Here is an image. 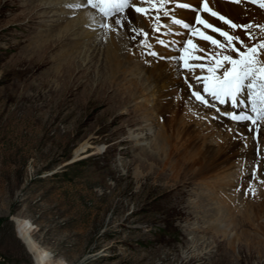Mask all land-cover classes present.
Returning a JSON list of instances; mask_svg holds the SVG:
<instances>
[{"label": "rangeland", "instance_id": "rangeland-1", "mask_svg": "<svg viewBox=\"0 0 264 264\" xmlns=\"http://www.w3.org/2000/svg\"><path fill=\"white\" fill-rule=\"evenodd\" d=\"M5 1H0V264H62L71 258L74 264H187L184 260L197 252L188 251L184 243L195 235L212 242L216 256L208 264H264V191L257 186L247 188L248 177L244 187H234L236 196L234 192L232 198L239 197L237 202L248 204L249 215L237 211L222 189L205 186L209 175L201 179L198 176L193 183L189 180L188 186L197 196L188 197L186 202L203 201L198 197L199 183L208 197L212 199L214 195L220 202L225 212L216 223L219 229L212 226L215 216L200 222L193 218L185 221L177 204L171 208L174 196L186 191V185L171 193L169 189L156 188L158 183L152 170L161 173L164 169L157 162L173 157L169 152L174 142L169 141L177 133L169 127L170 112L160 116L159 109L173 105L180 93L170 94L167 88L157 92V96L163 93L160 106L152 103L155 95L142 93L105 113L107 93L100 98L95 90L98 81L109 79L104 38L99 53L86 66L89 69L62 77V63L77 56L81 49L71 48L78 40H65L47 51L38 39L54 33L75 13L52 24L48 20L55 16L50 8H46L49 13H42L43 4L37 9L33 7L42 0H9L7 4ZM223 3L229 4H214H220L219 15L239 25L227 16ZM244 11H248L243 8L245 20L258 22L253 11H249L250 15ZM210 14L206 12L205 16ZM111 20L102 19V24ZM206 20L231 36L245 33L218 17L207 16ZM206 33L218 32L209 28ZM238 36L247 43L254 38ZM95 38L96 35L91 37L88 45ZM148 41V49L153 50ZM163 52L168 53L166 49ZM43 61L48 63L43 66ZM179 72L186 86L188 80L182 70ZM132 75L120 71L118 77ZM171 100L174 101L168 105ZM145 120L154 126L148 148L142 149L136 147L134 135ZM210 122L205 125L201 121L202 134L211 133ZM162 137L169 140L166 148H155L154 141ZM248 159L251 161V156L243 158L246 165ZM239 160L236 157L225 171H235L237 167L243 170ZM169 172L164 171L166 177H170ZM258 182L263 183L261 178ZM243 216L247 219L242 220Z\"/></svg>", "mask_w": 264, "mask_h": 264}, {"label": "bare ground", "instance_id": "bare-ground-1", "mask_svg": "<svg viewBox=\"0 0 264 264\" xmlns=\"http://www.w3.org/2000/svg\"><path fill=\"white\" fill-rule=\"evenodd\" d=\"M7 1L9 0H6L4 3L7 4L8 3ZM259 2H261V0H259ZM42 4L43 6L40 9L42 13L48 12L46 8H50L49 12H53L51 15L55 17L48 20L51 21L52 24H56L57 22H60L61 19H65L66 15H71L75 13V17H73L72 19L69 18L70 20L66 24L61 25L59 28L56 29V31H54V33L51 32L53 34L49 33L46 38L41 37L38 39L40 43H44L45 49L47 51L60 45L65 40L66 42L71 39L78 40L77 42L74 41V44H71V48H76L80 46L81 49L77 50L78 53L77 56L72 57L68 61L62 63L61 66L62 77H70L73 73H77L82 70L89 69L86 68L87 64L94 60V58L96 57V55L99 53L100 50L99 44L104 42V47H105L104 52L106 53L105 57L107 61L106 68L108 71L109 79H103L101 81H98L95 90L98 91L100 98H103V94L107 93L106 104L108 105V108L105 113L110 112L111 109L113 110L122 106V104L128 101L130 102L134 97H138L142 93H144L145 95L146 94L155 95L152 96V99H154L155 101L152 103L154 104L159 103L157 106L163 104L161 97L163 93L157 96L156 95L157 92L167 88L170 89L169 91L170 94H176L178 92L180 93L179 97H177L178 99L175 101L173 105L167 106V108L163 107L159 109L161 111L159 113L160 116H162L166 112H170V114L172 115L169 121L170 124L169 123L168 124L169 127L172 129V131L176 130L175 131L177 132L175 134L176 137L173 138L171 136L170 141L167 138H163V137L158 138V140H155L153 143L155 148L165 149L168 141L170 143L174 142V144L172 145L173 148L171 149V152H169V156L171 157V155H173V157H171V159L167 158L162 162H157L159 167L163 168L164 170L161 173H157V169L155 168L152 170V172L154 173L153 176H155V179L158 183L156 188L160 187L161 189L160 188L159 189L161 191L169 189V193H171L177 189L179 190V187L181 185L182 186L186 185V189H187L186 191L181 192L180 194H176L174 196L175 202L172 203V205H170L171 208L175 207L177 204V206L179 207V211L182 214L184 213L185 215L184 217L186 219L185 221H188L193 218L195 222L196 221L200 222V219L201 221H203L207 217L215 216L211 220L213 221L212 226L214 229H219L216 223L219 222L218 220L219 218L223 217L222 214L225 211L221 208V206L219 205L220 202L214 197V195L212 199L208 197V195L204 191L205 188L204 187L202 188L200 183L198 185V188L201 189L200 190L201 192L198 194L199 195L198 197L202 198L203 201L198 204H194L192 202H186V199L188 197L196 195L193 191L190 190L191 186H188V184L190 182L193 183L194 179L198 176H200L199 179H201L204 178L203 176L209 175L208 176L209 178L206 180L205 186H210L216 191L222 189L223 195H225L226 199L229 200L231 205L237 207V211L246 212L249 208L247 207L248 204L241 205V202L240 203L237 202V199H239V197L232 198V196L235 192L234 191L235 186L237 185H241L243 187L245 186L247 179L249 178L250 175H252V170H251L252 168L244 167V169L242 170V168L239 169L237 167V163H236L234 167H237V169L235 171H225V170L227 169V166L230 163L232 162L234 163V159L236 157L240 158L238 162L242 163V159L246 156H251V161L249 160L250 158L248 160L250 161V163H252V161L254 160L253 167L255 168V164L257 166L258 163L262 160V158H264V152L262 151L261 154L257 155V157L255 155H252V150H258L260 145H258L257 147L251 146L253 145V143L251 142V139L247 138V140L245 141L247 143L246 145L247 148H244L242 141L243 137H245L248 134L247 131H251V130H248L247 129L248 127L245 126L241 128L242 130L240 132L237 129L228 130L225 121L222 120V118H215V119L211 118V122L209 124L212 127L211 133L209 134L201 133L202 129H199L201 128L200 119L206 116L207 109H205L202 105L198 104L196 101H194L192 98H190L187 95L186 93L187 88L186 86H183L182 83L183 76H181L180 74L181 72H179L180 70H182V73L184 72L183 75L185 76V78H187L190 77L189 76L190 71L184 69L182 60H176L175 58L170 57L173 55H168L169 53H167L166 55L165 52H160L158 53V55H151V52L153 50L160 49L158 48V43L156 40L163 37L167 38L166 37L167 33H157V35H153L151 37L149 36L148 40H150V42L153 44L152 46L153 50L151 49L152 51L148 48L137 50L135 49V44H136L135 41L137 40L139 33H137L135 27L137 28V26H143L142 24L144 23L142 22L141 20L142 18L140 16L131 12V9H125L123 13H119L116 16L111 17L110 19L112 20L108 22V24L111 25V28L106 29L101 27L102 19H100L96 15L94 10L82 9V8L75 10V8L77 7H73L69 9L70 7L69 5H82V0H42L41 4L33 5V7L34 9L35 8L37 9ZM252 4H257V2L254 3L252 2V0H239V2H234L233 4L223 3L222 5L224 6L223 8L227 16L232 17L237 22H242V23L243 21L247 22V19L245 20V18H243V16L245 15H242L243 8H245L248 12L244 11V13H248L247 15H250L249 11H253L255 15H257L256 16L257 17L256 20L258 21L257 23H264V13L257 10V8L254 7ZM64 5L66 6L64 7ZM219 5L220 4L216 5L217 9L220 8ZM116 19H120L123 26L114 24V21ZM122 30H125V32ZM94 35H96V38L88 45V40ZM192 37L193 35L191 36V38ZM251 37L254 38L249 39L248 43L246 40L244 41L245 45L249 47H252L253 45L259 44L260 42L264 41V33H251ZM120 40L123 41L122 44L120 43ZM192 40L196 42L195 44L196 48L193 50L195 53L194 56L203 57V59L195 60L196 62H200L199 64L212 66L214 64V61L210 59L211 57L215 56L217 53L223 55L224 54L223 51L229 52L230 49L228 48L227 50L225 49L223 50L221 48L216 47L213 44H208V43L206 44L201 39H197V38H193ZM232 43L235 44L236 47L239 46V43L234 42V40ZM125 44L129 46L131 52H134L132 54V57L134 58H131L130 54L128 55L127 52H126L127 55L122 54ZM87 45L89 47L85 48ZM126 45L125 48L127 47ZM200 49H202L203 51H201ZM240 50L246 51V48L242 46ZM259 53H260L259 59L261 61H264V49H259ZM185 55L186 54H184V56ZM188 55L189 52L187 53V56ZM230 55L233 56L234 58H238V54L233 52L232 50ZM132 59H134V61L136 62L131 61ZM160 59H165V60L164 62L161 63ZM47 63H48L47 61H43L41 65L45 66ZM189 63L191 64V62ZM131 65L133 66L131 69H129ZM224 67H231V66L225 64ZM120 71L122 72L126 71V73L132 72L133 75L131 77H125L119 79L118 75ZM201 71H203L204 76L208 75L206 68ZM193 72H197V71L194 69ZM222 72H223V68L218 70L217 75H221ZM123 83L125 84V86L123 85ZM196 83H197V87L195 91L201 92L202 95H204V97L209 96L207 93L203 92V84L200 82H196ZM144 86L145 88L142 89ZM107 88L110 89L109 92H107ZM140 90L142 91L140 92ZM243 94L244 93H242L241 95ZM172 101L174 100H171L168 103V105H170ZM219 110H221V108H219ZM147 121L148 120H145L138 126L139 131L136 132V134L134 135V139L137 140V145H138L136 146L137 148L140 146L142 149L148 148L147 146L149 144V138L152 134V128H153L152 126H154V123ZM165 124L166 122L164 121L163 125L165 126ZM148 126L151 127L150 131L146 129ZM262 135L263 134L261 133L260 136ZM89 155H93V153H89ZM244 164L246 165V163ZM166 168L169 169L170 171L168 173L170 174V177L169 176L166 177L164 173V171L167 170ZM258 170H260L259 166H258ZM262 170H263V174L262 172H258V174H255L254 172L253 173H254V180L255 182H257V187L261 188L260 190L263 191L262 186L264 184L258 182L259 178L263 179L262 177H264V168L261 166V171ZM249 171L251 173L248 176ZM212 172L215 173L212 174ZM150 176L151 174L148 176V178ZM161 180H167L168 183L161 184L162 182ZM258 194L259 193H257V195ZM235 196H236V192H235ZM214 205L216 211L214 210ZM251 207L252 206H250V208ZM241 208L243 209V211ZM255 212L257 213V210ZM246 214L249 215V212H246L245 215ZM244 219L247 218L243 216L242 220ZM232 224L235 225L233 222ZM196 229L197 227L195 228V230ZM191 231H189V234H191ZM218 231L219 230H217V232ZM189 234H187V237ZM187 243H189V245H187ZM184 245L187 247L188 251L194 250L195 252H197L188 260H184L185 263L187 264H208L209 260L212 257L216 256L214 250L212 249L213 247H211L212 242L208 241V238H205L201 235L191 236V238L186 240ZM74 262H75L74 258H71L70 260L69 259L65 260L64 262H62V264H74Z\"/></svg>", "mask_w": 264, "mask_h": 264}, {"label": "snow or ice", "instance_id": "snow-or-ice-1", "mask_svg": "<svg viewBox=\"0 0 264 264\" xmlns=\"http://www.w3.org/2000/svg\"><path fill=\"white\" fill-rule=\"evenodd\" d=\"M239 2V0H237ZM252 2H257V0H252ZM142 3H151V0H142ZM70 7H91L97 9L102 17L111 18L116 16L119 13H123L125 9L134 8L136 12H141L147 14V9L142 7H136L131 4V0H86L84 5H69ZM177 7L180 8H190L192 7L189 4H178ZM260 7L264 8V0L260 3ZM203 10L210 12L212 16L218 17L225 24L230 25L233 29L235 28H244L247 32V29L251 25H237L234 24L231 20L226 19L223 16H220L219 13L212 11L209 8L207 0H204ZM167 14V13H165ZM158 19V17H157ZM172 23L176 25H181L183 28L187 29L190 27L188 23H185L183 20L176 19L173 17ZM196 23L202 24L205 28H210L214 32H218L221 36L225 37L227 40V47L238 54V58H234L231 55H221L217 53L215 56L210 59L214 61L212 66L205 64L193 65L188 62L189 57L187 53L189 48H196V45L193 44L191 40L186 42L188 47L182 48V51L186 54L181 56L179 59L183 61V67L190 72H193L195 68L207 70L208 75L206 76H195V80L203 84V92L207 93L214 100L218 101L220 104H226L231 102L233 108L237 107H248V103H251V111L255 113V117L248 115L246 112L237 114L236 112H225V115H228L232 120L235 121H251L253 124H256L257 120H264V61L259 59V49H264V41L260 42L257 45L252 47H247L244 45V41L238 36H231L228 32L222 31L220 28L214 27L212 24L208 23L207 20L202 19L201 17H196ZM114 24L123 26L120 19H116ZM101 27L111 28V25L105 23ZM264 28V26H259ZM159 32V28L155 29ZM139 34H142L145 39L148 36L147 32L139 30ZM193 34H198L201 39L210 41L211 44L215 45L218 48H225L226 45L222 44L220 41L214 39L211 36L205 35L199 29H193ZM251 38V33H248ZM233 40L237 41L239 44L244 45L246 51H241L240 48H237L233 44ZM158 43L164 44L163 40H158ZM203 51L202 49H200ZM151 55H156V53H151ZM191 59L200 60L203 57L191 56ZM225 64L230 65L231 67H224ZM223 68L221 75H217L219 69ZM191 88L192 85L190 84ZM246 93L243 98L241 94ZM192 95L206 106L209 105L208 101L205 99L199 91H193ZM219 111V109H217Z\"/></svg>", "mask_w": 264, "mask_h": 264}]
</instances>
